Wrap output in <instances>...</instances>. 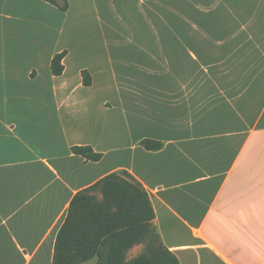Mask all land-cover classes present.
I'll use <instances>...</instances> for the list:
<instances>
[{
  "label": "crops",
  "instance_id": "crops-1",
  "mask_svg": "<svg viewBox=\"0 0 264 264\" xmlns=\"http://www.w3.org/2000/svg\"><path fill=\"white\" fill-rule=\"evenodd\" d=\"M67 1L0 0V264H53L122 171L180 264H264V0Z\"/></svg>",
  "mask_w": 264,
  "mask_h": 264
},
{
  "label": "trees",
  "instance_id": "trees-1",
  "mask_svg": "<svg viewBox=\"0 0 264 264\" xmlns=\"http://www.w3.org/2000/svg\"><path fill=\"white\" fill-rule=\"evenodd\" d=\"M47 1L62 10L68 8L67 0ZM65 55L66 50L52 59L54 74H62ZM82 75L84 84L90 85L88 71H82ZM142 145L150 150L162 147L153 139L143 140ZM72 151L88 161H99L103 156L90 145L73 146ZM125 173L128 176L111 173L75 196L57 236L53 264H80L95 256L96 264H180L160 240L148 192ZM97 191L102 194L101 200ZM146 239L145 251L127 259L128 251Z\"/></svg>",
  "mask_w": 264,
  "mask_h": 264
},
{
  "label": "rangeland",
  "instance_id": "rangeland-1",
  "mask_svg": "<svg viewBox=\"0 0 264 264\" xmlns=\"http://www.w3.org/2000/svg\"><path fill=\"white\" fill-rule=\"evenodd\" d=\"M121 175H127L125 172H119ZM130 175V174H129ZM128 176V175H127ZM99 200H101V198H99ZM149 237V236H148ZM148 239V238H147ZM147 239L146 241L142 242V243H138L136 245H134L127 253V259H131L135 256H137L138 254L142 253L145 251V247L147 244Z\"/></svg>",
  "mask_w": 264,
  "mask_h": 264
}]
</instances>
